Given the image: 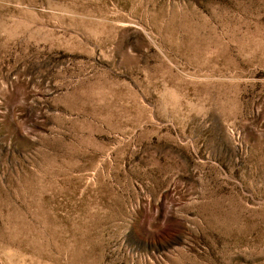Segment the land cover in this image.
<instances>
[{"label":"rangeland","instance_id":"rangeland-1","mask_svg":"<svg viewBox=\"0 0 264 264\" xmlns=\"http://www.w3.org/2000/svg\"><path fill=\"white\" fill-rule=\"evenodd\" d=\"M0 264H264V0H0Z\"/></svg>","mask_w":264,"mask_h":264}]
</instances>
